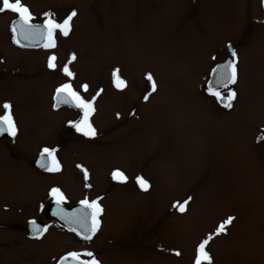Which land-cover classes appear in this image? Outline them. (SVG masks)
Masks as SVG:
<instances>
[{
	"label": "rangeland",
	"instance_id": "rangeland-1",
	"mask_svg": "<svg viewBox=\"0 0 264 264\" xmlns=\"http://www.w3.org/2000/svg\"><path fill=\"white\" fill-rule=\"evenodd\" d=\"M22 3L34 24L45 13L58 23L77 15L67 36L57 29L53 50L34 52L15 48L1 17L9 10L0 12V115L9 102L18 130L10 148L0 145V264H55L80 250L58 230L26 235V219H43L38 205L53 188L66 205L97 198L102 264H194L209 235L211 264H264V0ZM227 43L237 49L231 108L207 89ZM64 83L95 98L94 137L76 131L70 109L54 111ZM45 147L60 164L50 176L34 168ZM117 169L125 182L112 178ZM185 200L181 212L175 205Z\"/></svg>",
	"mask_w": 264,
	"mask_h": 264
},
{
	"label": "snow or ice",
	"instance_id": "snow-or-ice-1",
	"mask_svg": "<svg viewBox=\"0 0 264 264\" xmlns=\"http://www.w3.org/2000/svg\"><path fill=\"white\" fill-rule=\"evenodd\" d=\"M10 10L13 13L18 14L19 19L13 23L11 31L13 33V38L17 44L20 43V37L24 40L42 43L45 48H54L56 46L55 33L58 29L64 36H67L71 31V21L73 17L77 15L76 11H72L62 22H57L51 18L50 13H45V21L43 25L34 24L32 13L29 8L22 3V0H0V12ZM233 59H230L227 63L217 65L213 70L212 74L216 79L218 85H222L227 88L231 84H235L237 81V67H236V52L233 50L231 52ZM76 57L73 54L71 57L74 60ZM56 59L55 56L50 57L48 62L49 68H55L56 65L53 61ZM63 72L69 77H73L68 66L65 65ZM114 80L117 87L125 85V81L118 75V70L113 73ZM147 79L151 82V88L155 90V82L151 74H148ZM83 89L87 90V85L82 86ZM208 91L211 95L215 96L218 100L225 102V107L231 108V101L235 98L236 93L234 90L229 89L226 96L222 95L218 88H213L210 84ZM94 99L86 100L83 96L73 89L71 83H64L56 89L55 95V105L59 106L61 104L72 105L80 110H82L83 116L79 121L73 123V127L77 132L83 133L85 136L94 137L96 135V130L89 121V117L94 112ZM147 99V96H145ZM4 109V114L0 115V134L7 133L8 135L15 137L17 134V126L15 119L11 112V104L5 102L2 105ZM41 160L43 161L41 166L46 168L48 171H59L60 164L55 156V149L43 148L41 152ZM87 178V172L85 170V179ZM112 178L117 181L125 182L127 176L119 169L112 172ZM136 182L141 188L147 189L148 182L141 176L136 177ZM52 196L55 198L57 209L54 213L60 216L61 219L65 220L69 224L76 225L73 231H77L78 234L83 235L85 239H90L93 234L97 231L100 221L97 218L101 212L102 208L98 201H89L87 198L80 201L81 207L74 209L72 211H67L61 204L64 202V194L59 188H53L51 190ZM190 199V198H189ZM188 201L185 200L182 204L178 203L175 205L181 212L185 211V206ZM232 217H229L223 223H221L216 229V234H220L226 231V225L232 222ZM35 225V221L32 222ZM46 230V229H45ZM34 233L37 236L41 234V230L38 227L33 228ZM212 239V235H209L205 240H203L197 249V254L195 257L194 264H211V256L208 251H206V245L209 240ZM179 255V253H176ZM82 257H88L90 259H82ZM71 258L73 264H100V262L95 258L91 251L81 252H70L65 256L61 257L60 264H65Z\"/></svg>",
	"mask_w": 264,
	"mask_h": 264
},
{
	"label": "flooded vegetation",
	"instance_id": "flooded-vegetation-1",
	"mask_svg": "<svg viewBox=\"0 0 264 264\" xmlns=\"http://www.w3.org/2000/svg\"><path fill=\"white\" fill-rule=\"evenodd\" d=\"M29 10H30V8H29ZM1 17H6L8 23H9V25H7V26H9L12 42H13V45L15 46L16 49H21L23 51H34V52H40V51L44 52V50L49 49V48H45V47H42V46H35V44H37V43L24 40L23 37H20V42H22V44H24V45H21L20 43L17 44L15 42L14 38H13V33L11 31V28H12L13 23L16 22L19 19L18 14L13 13V12H11L9 10L8 14H2ZM40 25H43V24H40ZM55 37H56V33H55ZM229 47H232V48H229ZM232 50H234L236 52V54H237V49L233 45H231L230 43H227L226 44L225 57L223 56L222 62H220V63H223V62L229 61L230 59H233V57L231 55V51ZM211 74H212V71H211ZM211 74H210V76H211ZM210 76L208 78V81L210 79ZM237 81H238V79H237ZM237 81H236L235 84H232V85L228 86L227 88H225V87L224 88L222 87V89L220 88L219 91L221 92V94L225 95L230 88L234 87L237 84ZM213 97L216 99L217 102L219 101V103H218L219 107L225 106V102H221V100H218L215 96H213ZM54 105H55V101H54ZM54 105H53V109H54L55 112H58V111L62 110L63 108H68V109H70L71 111L74 112L75 117L77 119L80 120L82 118V116H83L82 110H80V109H78V108H76V107H74L72 105H68V104L67 105H63V104H61L57 108H55ZM93 113L91 114L90 117L93 116ZM11 137L12 136L8 135L7 133L0 134V145L6 144V146L10 148L11 146L8 143L12 141V140L10 141ZM37 162H38V160L36 159L35 162H34V168L40 175H42V176H50L51 174L56 173V171H54V172L53 171H48L47 169H45L43 167L37 166ZM125 186L135 187V184L133 182H131L130 180H128L127 184ZM48 191L49 190H47V193H48ZM44 194H45V197H46V193H44ZM83 199H85V198H80V199H78L76 201H71L72 202L71 204H67L66 205V203L64 204V202L62 204L65 205L66 207L70 208L71 211H72L74 209L73 207H76L75 209L81 207L80 201L83 200ZM87 199L89 201H92V200H96L97 201V198H95V199L87 198ZM53 201H55V198L52 196V194H50V195H48V197L45 198L44 201L40 202V204L38 205V210L41 213L39 216L43 215V219L42 220H40L41 218L37 219L35 217L26 219L27 221H26L25 232H26L27 237L29 239H31V240H39L42 236H44L45 234L50 232L52 229L58 230L59 233L64 234L66 236H70L74 241H76L77 246L80 247V250L77 251V252L83 253L85 251H91L94 254L95 258L97 259V235H98V233H99V231L101 229V221H100L101 214L97 217L99 219V221H100V225H99L97 231L95 232V234H93L91 236L90 239H85L83 237V235L78 234V232H74V231L68 229L65 225L60 224L59 222H57L54 219H52L51 217H49L48 209H49V207H50V205L52 204ZM42 206H44V208H42ZM33 221H35V224H37L40 227H42V231H41V234L39 236H37L36 233L29 231V225ZM70 225H73V224H70ZM73 226L77 227L76 225H73ZM82 259H90V258L82 257ZM59 262H60V260L55 262V264H58ZM71 264H73V263H71ZM100 264H102V263L100 262Z\"/></svg>",
	"mask_w": 264,
	"mask_h": 264
},
{
	"label": "water",
	"instance_id": "water-1",
	"mask_svg": "<svg viewBox=\"0 0 264 264\" xmlns=\"http://www.w3.org/2000/svg\"><path fill=\"white\" fill-rule=\"evenodd\" d=\"M20 44H21V45H24V44H22V42H20ZM40 45H42V43H37V44H35V46H40ZM227 62H228V61H227ZM227 62H225V63H227ZM225 63H223V64H225ZM210 84H211V86H212L213 88H218V87H221V86H222V85H218V84L216 83V79H215L214 75H212V78H211V80H210V82H209V84H208V88H209ZM63 105H67V104H63ZM42 162H43V161L41 160V156H40V158L38 159V162H37V166L42 167V166H41ZM43 168H44V167H43ZM45 169H46V168H45ZM61 207H62V206H61ZM63 208H64V207H63ZM56 209H57V204L54 203V204L51 206L50 210L48 211V215H49V217L55 219V220H56L57 222H59L60 224L65 225L68 229H70V230L73 231V228H76V227L73 226V225L68 224L65 220L61 219L60 216L55 215L54 213L56 212ZM64 209H66V208H64ZM74 209H75V208H74ZM74 209H73V210H74ZM66 210H67V209H66ZM67 211H71V210H67ZM34 227H38L39 229L41 228L39 225H37V224L33 225V223H31V224L29 225V231L34 232V231H33V228H34ZM74 232H77V231H74ZM71 263H73V262L71 261V258H69V260H68L67 262H65V264H71ZM59 264H60V263H59Z\"/></svg>",
	"mask_w": 264,
	"mask_h": 264
}]
</instances>
